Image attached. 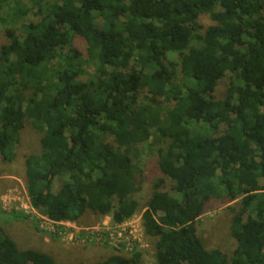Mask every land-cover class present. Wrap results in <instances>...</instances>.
<instances>
[{
	"label": "trees",
	"instance_id": "obj_1",
	"mask_svg": "<svg viewBox=\"0 0 264 264\" xmlns=\"http://www.w3.org/2000/svg\"><path fill=\"white\" fill-rule=\"evenodd\" d=\"M0 22V157L13 161L27 125L40 135V154L24 158L36 211L114 224L141 212L156 264H264V0H0ZM148 144L161 176L142 204ZM221 208L230 257L197 235ZM1 232L0 264H59Z\"/></svg>",
	"mask_w": 264,
	"mask_h": 264
},
{
	"label": "rangeland",
	"instance_id": "obj_2",
	"mask_svg": "<svg viewBox=\"0 0 264 264\" xmlns=\"http://www.w3.org/2000/svg\"><path fill=\"white\" fill-rule=\"evenodd\" d=\"M5 13V12H4ZM4 13L1 16L4 17ZM36 17L31 13L24 22L34 21ZM202 23H210L209 18L203 17ZM6 27L0 22V46L8 42L5 36ZM73 46L86 58V45L82 39L75 37ZM175 61V55H169ZM85 76L79 80L86 81L93 74V65L85 66ZM227 89V81L222 80L215 91L216 99H223ZM40 135L30 125L21 132V142L14 146V159L11 163L0 157V228L1 233L11 238L21 250L35 249L53 257L59 264H96L106 260L111 254L129 257L130 255L117 251L110 242L97 241L92 233L111 232L110 218L98 217L87 213L76 223H64L50 228L41 213L25 209L27 194L24 184V158L27 155H38L41 152ZM142 167L147 179L138 197L140 203L150 196V185L160 173L157 170L156 149L148 145L142 147ZM60 182L54 183V189ZM167 192L172 193L167 185ZM17 214V215H16ZM18 214L20 217H18ZM138 212L136 216H140ZM231 214L227 209H219L213 213L203 215L197 225L198 237L209 250L220 249L228 257L235 247L230 237L229 223ZM142 254L141 264H156L154 244L152 240L141 233V241L137 246Z\"/></svg>",
	"mask_w": 264,
	"mask_h": 264
},
{
	"label": "built area",
	"instance_id": "obj_3",
	"mask_svg": "<svg viewBox=\"0 0 264 264\" xmlns=\"http://www.w3.org/2000/svg\"><path fill=\"white\" fill-rule=\"evenodd\" d=\"M24 208L29 209L31 211L35 210L31 206L28 196H27V206H25ZM43 218L47 220L46 222H48V225H50V228L52 230H54L56 226L64 225V223H69V222L55 223L48 220L44 215ZM109 222L112 228L111 232L105 233V232L97 231L96 234H94L93 232L92 233L93 237L97 241H101V242L109 241L112 247H114L119 252H123L124 254L132 255L134 252H138L137 246L141 241V233L143 232L141 226V215L140 216L134 215L130 220L120 224H114L111 221Z\"/></svg>",
	"mask_w": 264,
	"mask_h": 264
}]
</instances>
